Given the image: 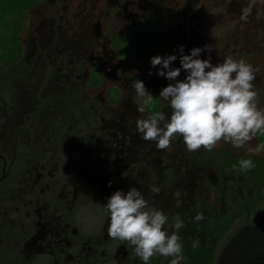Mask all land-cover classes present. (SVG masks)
Wrapping results in <instances>:
<instances>
[{"label":"flooded vegetation","instance_id":"1","mask_svg":"<svg viewBox=\"0 0 264 264\" xmlns=\"http://www.w3.org/2000/svg\"><path fill=\"white\" fill-rule=\"evenodd\" d=\"M6 5L0 12V19L10 12L0 25V264H143L133 247L107 232V199L132 187L149 212L168 216L169 234L184 224L181 264H219L230 241L264 218V148L255 151L264 134L240 148L221 140L211 152H189L177 137L158 150L137 132L136 121L160 111L170 118L159 94L175 81L156 75L159 66L150 59L176 55L171 67L179 68L180 46L184 55L211 47L213 65L228 56L244 59L264 110V0ZM140 25L157 41L141 39ZM186 75L181 70L177 79ZM135 80L152 94L151 104L136 95ZM241 159L255 168L233 170ZM171 259L157 254L148 264Z\"/></svg>","mask_w":264,"mask_h":264},{"label":"clouds","instance_id":"2","mask_svg":"<svg viewBox=\"0 0 264 264\" xmlns=\"http://www.w3.org/2000/svg\"><path fill=\"white\" fill-rule=\"evenodd\" d=\"M205 51L209 53L208 58L200 59ZM179 52V68L171 67L177 60L176 55L150 59L153 68L159 66L156 75L175 83L168 84L159 94V98L170 105V118L160 111L136 121V130L145 141L155 142L158 150H165L174 138L180 137L189 152L201 148L211 152L221 140L240 148L257 133L264 134V110L256 104L257 93L253 91L256 77L250 64L244 59L237 61L228 56L222 63L213 65L209 46L193 48L188 55H184V48L180 46ZM181 70L187 73L182 81L177 79ZM132 88L136 95L144 98L145 105L154 100L142 81H133ZM139 111L144 112L145 108L141 107ZM262 148L264 145H259L255 151ZM255 166L251 159H241L238 167L236 164L232 167L245 172ZM151 191L158 192L159 189L153 186ZM148 206V201L135 187L126 193L115 191L105 206L110 215L109 237L126 241L143 264H148L157 254L172 258L171 264H181L185 257L179 232L184 224L177 222L175 231L169 234L164 230L168 216L160 210L149 212ZM201 219L200 215L195 217L196 221Z\"/></svg>","mask_w":264,"mask_h":264},{"label":"water","instance_id":"3","mask_svg":"<svg viewBox=\"0 0 264 264\" xmlns=\"http://www.w3.org/2000/svg\"><path fill=\"white\" fill-rule=\"evenodd\" d=\"M219 264H264V218L230 241Z\"/></svg>","mask_w":264,"mask_h":264},{"label":"rangeland","instance_id":"4","mask_svg":"<svg viewBox=\"0 0 264 264\" xmlns=\"http://www.w3.org/2000/svg\"><path fill=\"white\" fill-rule=\"evenodd\" d=\"M9 2H10V1H9ZM14 2H15L16 4H17V3L19 4L20 0H14ZM7 5H8V4H7ZM7 5H6V0H0V12H2V9H4ZM1 8H2V9H1ZM9 14H10V12H9ZM9 14L7 15V17H6L4 14H2V18L0 19V21H1L0 25L3 24V29H4V26H5L4 22H6V20L8 19ZM6 18H7V19H6ZM136 29H137V31H141V32H140L141 35H142V36H141V39H142V37H145V38H150V39H152L154 42L157 41L158 37L155 36V34L152 32V30H151L150 28H147V27H146V29H145L143 25H140V26L137 27ZM134 32H136V30H135ZM150 34H153V36H152V37L148 36V35H150ZM3 37H6V35H5L4 32H3ZM3 37H2V38H3ZM3 39H4V38H3Z\"/></svg>","mask_w":264,"mask_h":264}]
</instances>
